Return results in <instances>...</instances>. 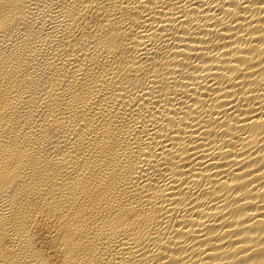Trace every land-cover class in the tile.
I'll list each match as a JSON object with an SVG mask.
<instances>
[{"label": "bare ground", "instance_id": "6f19581e", "mask_svg": "<svg viewBox=\"0 0 264 264\" xmlns=\"http://www.w3.org/2000/svg\"><path fill=\"white\" fill-rule=\"evenodd\" d=\"M0 264H264V0H0Z\"/></svg>", "mask_w": 264, "mask_h": 264}]
</instances>
